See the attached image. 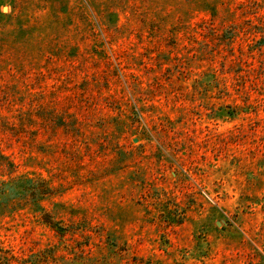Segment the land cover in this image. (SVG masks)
Segmentation results:
<instances>
[{"label":"rangeland","instance_id":"1","mask_svg":"<svg viewBox=\"0 0 264 264\" xmlns=\"http://www.w3.org/2000/svg\"><path fill=\"white\" fill-rule=\"evenodd\" d=\"M0 264H264V0H0Z\"/></svg>","mask_w":264,"mask_h":264}]
</instances>
